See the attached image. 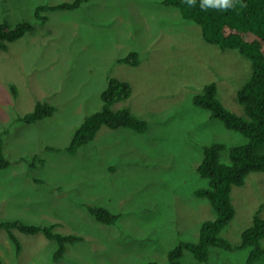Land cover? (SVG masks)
<instances>
[{
  "label": "rangeland",
  "instance_id": "obj_1",
  "mask_svg": "<svg viewBox=\"0 0 264 264\" xmlns=\"http://www.w3.org/2000/svg\"><path fill=\"white\" fill-rule=\"evenodd\" d=\"M63 1L75 0H0V22L28 19L35 26L0 49V137L9 161L0 167V221L54 225L80 239L55 260L58 242L44 231L14 230L18 252L2 228L0 264L167 263L169 250L199 241L203 223L216 217L210 200L195 193L209 185L198 171L203 147L245 142L193 97L216 82L223 104L244 115L237 96L252 61L238 49L208 42L198 23L163 0H87L76 9L49 11L46 23L36 20L38 5ZM134 50L138 65L119 62ZM110 78L132 87L113 109L129 107L148 122L147 131L103 125L92 142L69 152L75 130L103 106ZM38 101L56 106L55 113L19 121ZM231 196L236 214L222 236L240 245L260 207L264 218V172L250 173ZM90 205L120 217L114 224L99 222ZM209 251L202 262L185 250L181 263L248 264L251 247ZM256 264H264V257Z\"/></svg>",
  "mask_w": 264,
  "mask_h": 264
},
{
  "label": "trees",
  "instance_id": "obj_2",
  "mask_svg": "<svg viewBox=\"0 0 264 264\" xmlns=\"http://www.w3.org/2000/svg\"><path fill=\"white\" fill-rule=\"evenodd\" d=\"M87 0L44 3L36 7L34 16L37 21L46 23L49 11L76 9ZM167 5L179 7L183 16L198 23L204 38L221 48L238 49L251 59L253 71L249 79L238 90V100L244 106L245 114L240 115L227 108L218 97L217 83L212 82L203 91L193 97L194 104L210 111L212 119L221 120L224 125L240 132L245 142L228 145L222 141H213L203 147V158L198 165L199 173L208 179L209 185L196 189L199 197L210 200L216 211L214 219L206 220L201 227V236L197 242H180L168 252V262L150 261L144 264H182L181 258L185 250H190L200 261L209 260V247L217 246L227 250L251 247L248 264H256L264 257V247L260 240L264 238V218L260 210L255 215L254 223L242 236L240 245H233L222 236V231L233 220L236 214L232 202V188L242 186L252 172H264V0H234V7L225 10L214 7L202 8V0H195L189 6L186 0H163ZM35 28L34 22L28 19L12 24L5 19L0 22V49H7L9 43L15 42ZM119 62L138 65V51H131ZM13 86L16 94L17 87ZM132 87L128 81L110 78L107 88L102 93L103 106L100 110L87 116L75 130L68 151L76 153L83 145L92 142L103 125L117 129L130 128L139 133L148 129V122L135 115L129 107L113 109L120 100L130 97ZM56 106L46 101H38L35 109L18 118L25 123H34L52 116ZM0 137V167H8L9 161L2 152ZM48 149H55L49 147ZM228 150L223 159L222 152ZM42 160V159H41ZM44 162V160L42 161ZM92 216L99 222L114 224L120 215L111 212L104 206L88 207ZM6 228L17 251L21 243L14 230L35 234L44 231L46 236L58 242L54 259L61 258L69 242L80 239L76 235H64L54 230V225L29 224L22 219L0 221V229Z\"/></svg>",
  "mask_w": 264,
  "mask_h": 264
},
{
  "label": "clouds",
  "instance_id": "obj_3",
  "mask_svg": "<svg viewBox=\"0 0 264 264\" xmlns=\"http://www.w3.org/2000/svg\"><path fill=\"white\" fill-rule=\"evenodd\" d=\"M186 3L189 6H192L195 4V0H186ZM234 6H235L234 0H202V2H201L202 8L214 7L217 9L225 10L229 7H234ZM16 196H18V195H16Z\"/></svg>",
  "mask_w": 264,
  "mask_h": 264
},
{
  "label": "crops",
  "instance_id": "obj_4",
  "mask_svg": "<svg viewBox=\"0 0 264 264\" xmlns=\"http://www.w3.org/2000/svg\"><path fill=\"white\" fill-rule=\"evenodd\" d=\"M25 179L27 180V181H29L28 180V178H27V176L25 177ZM19 197V196H18ZM23 197H25V196H23ZM30 205V207H32V202L31 201H28L27 202V207ZM28 211V210H27Z\"/></svg>",
  "mask_w": 264,
  "mask_h": 264
}]
</instances>
